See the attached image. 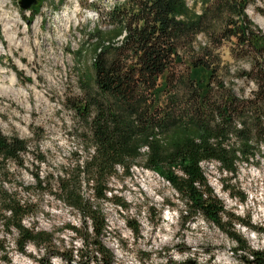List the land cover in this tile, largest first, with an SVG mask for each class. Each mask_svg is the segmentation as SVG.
Instances as JSON below:
<instances>
[{
  "label": "trees",
  "instance_id": "obj_1",
  "mask_svg": "<svg viewBox=\"0 0 264 264\" xmlns=\"http://www.w3.org/2000/svg\"><path fill=\"white\" fill-rule=\"evenodd\" d=\"M253 1L209 0L196 11L186 0H119L105 13L113 28L89 32L95 39L92 72L80 111L89 127L87 148L93 152L58 176L57 191L39 173L35 176L42 193L62 197L83 214V226H67L84 244L80 249L73 246L65 257L68 264H114L113 252L102 242L106 216L82 195V175L95 200L114 198L128 210V202L113 194L110 183L120 176L119 169L131 175L140 158L143 167L158 172L176 191L180 203L170 204L178 207L185 222L201 215L227 231L238 243L237 250L251 257L249 262L264 264V250L251 248L226 224L258 227L250 218L226 210L202 166L218 162L222 171L234 174L240 163L249 165L264 156V34L246 13ZM38 5L31 8L34 17L40 13ZM199 34L212 36L214 45L199 42ZM231 37L238 50H250L251 69L238 71L239 77L256 84L248 96L239 97L227 86L226 67L215 50ZM28 145L26 139L8 136L0 128V165H22ZM241 198L246 200L245 195ZM34 206L35 202L0 191V224L17 230L18 250L23 253L29 243L50 247L55 240L52 232L24 224L25 216L35 213ZM133 230L139 233V225Z\"/></svg>",
  "mask_w": 264,
  "mask_h": 264
},
{
  "label": "rangeland",
  "instance_id": "obj_2",
  "mask_svg": "<svg viewBox=\"0 0 264 264\" xmlns=\"http://www.w3.org/2000/svg\"><path fill=\"white\" fill-rule=\"evenodd\" d=\"M117 1L37 0L23 8L21 0H0V85L7 87L0 88V128L29 144L22 165L14 161L0 165V191L13 193L22 202H35V213L25 216L24 224L52 232L55 237L50 247L29 243L23 253L18 250L17 230L8 231L1 223L0 264H68L65 257L73 246L84 247L81 238L67 228L83 226V214L62 197L42 193L35 176L39 173L57 191L58 176L69 170L70 164L84 163L93 152L92 147L87 148L89 127L80 111L92 72L95 39L89 32L96 27L103 31L113 28L105 13ZM207 1L186 3L201 11ZM37 5L40 13L34 17L31 8ZM246 13L264 34V0H254ZM11 18L16 21L13 31L6 28ZM12 32L17 33L15 44L7 39ZM198 41L213 46L215 39L199 34ZM235 42V37L224 39L215 50L226 67L227 86H233L239 97L248 96L256 84L239 77L238 71L251 69V54L247 47L238 50ZM142 164L140 158L131 175L124 176L119 169L120 176L111 179L113 194L128 202V210L114 198L95 200L86 175H82V195L100 206L106 216L102 242L113 252L114 264H253L248 261L251 257L237 250L238 243L227 231L212 221L198 215L185 222L178 207L170 204L180 203L171 184ZM202 166L226 210L250 218L258 227L228 223L227 230H237L251 248L264 250V156L258 155L249 165L240 163L234 174L222 171L218 162H203ZM244 195L246 200L242 201ZM136 225L139 233L133 230Z\"/></svg>",
  "mask_w": 264,
  "mask_h": 264
},
{
  "label": "bare ground",
  "instance_id": "obj_3",
  "mask_svg": "<svg viewBox=\"0 0 264 264\" xmlns=\"http://www.w3.org/2000/svg\"><path fill=\"white\" fill-rule=\"evenodd\" d=\"M15 22L16 21H14L12 18L9 21H7V23H6V28H8L7 30H11L13 28V25H15ZM11 31H13V30H11ZM16 36H17V33L15 34L14 32H12V33L7 35V39L10 41L11 44H15ZM0 46L2 47V43L1 42H0ZM10 80H11L12 83H15V81H16V80H13V79H10ZM0 88L7 90V87H4L3 85H0Z\"/></svg>",
  "mask_w": 264,
  "mask_h": 264
},
{
  "label": "water",
  "instance_id": "obj_4",
  "mask_svg": "<svg viewBox=\"0 0 264 264\" xmlns=\"http://www.w3.org/2000/svg\"><path fill=\"white\" fill-rule=\"evenodd\" d=\"M37 3V0H21V6L23 8H29Z\"/></svg>",
  "mask_w": 264,
  "mask_h": 264
},
{
  "label": "built area",
  "instance_id": "obj_5",
  "mask_svg": "<svg viewBox=\"0 0 264 264\" xmlns=\"http://www.w3.org/2000/svg\"><path fill=\"white\" fill-rule=\"evenodd\" d=\"M121 36H124V34L123 35H121ZM123 38V37H122Z\"/></svg>",
  "mask_w": 264,
  "mask_h": 264
}]
</instances>
